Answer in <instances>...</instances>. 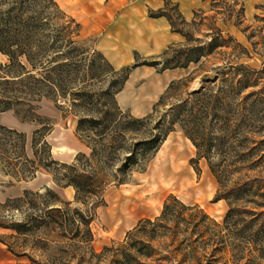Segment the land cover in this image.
I'll return each instance as SVG.
<instances>
[{"label": "trees", "instance_id": "obj_1", "mask_svg": "<svg viewBox=\"0 0 264 264\" xmlns=\"http://www.w3.org/2000/svg\"><path fill=\"white\" fill-rule=\"evenodd\" d=\"M44 1L56 9L48 11ZM67 14L55 0H0V53L8 57L0 63V111L13 110L19 121L36 125L29 154L28 134L0 123L1 169L15 181L45 172L59 188L75 189L74 201L46 186L0 202L35 212L10 228L20 234L35 229V235L50 229L91 244L106 188L145 170L179 128L196 148L193 162L206 159L218 181L216 200L228 203L223 220L171 194L159 216L139 220L117 247L105 249H113L119 264H264V177L250 174L264 162V71L228 60L202 88L189 90L191 72L171 80L152 111L136 116L118 101L134 68H188L229 46L233 36L216 26L210 34L218 33L204 44L188 29L199 25V13L187 22L167 1L150 15L166 16L186 41L117 69L97 47H88L81 24ZM42 99L78 117L76 134L89 154L81 151L72 162L54 157L48 136L56 120L39 112Z\"/></svg>", "mask_w": 264, "mask_h": 264}, {"label": "rangeland", "instance_id": "obj_2", "mask_svg": "<svg viewBox=\"0 0 264 264\" xmlns=\"http://www.w3.org/2000/svg\"><path fill=\"white\" fill-rule=\"evenodd\" d=\"M237 1L209 0L213 12L204 14L205 12L200 10L197 14L199 25L188 28L207 44L211 41L210 35L218 33L214 30V34H210L212 28H220L219 23L222 26L225 23V32H222V35L228 37L231 34L234 38V42H229V46L219 48L201 63H193L190 68L181 70L184 76L194 72L195 79L190 83L189 90L202 88L208 80L206 77H213L217 67L225 65L228 60H240L250 67L264 71V0ZM43 4L47 6L48 11L56 9L49 1H44ZM237 43L242 46L238 47ZM87 45L96 48L95 39L90 37ZM140 59L144 61L150 58ZM7 61L8 57L0 53V63ZM140 76V73H135L131 83ZM173 76V73L161 75L147 85L144 80H137L133 85L130 83L121 91L120 96V93L118 94V101L124 109H130L134 115L144 116L152 111L154 103L165 91ZM160 88L163 89L154 93ZM152 93L154 94L148 98ZM38 105L41 114L56 120L55 127L48 136L56 159L72 162L79 152L90 153V149L76 134V115H65L55 102L49 99H42ZM16 119L18 120L13 110L5 113L0 111L2 123L13 125ZM16 127L28 134V152L31 154L32 133L36 125L19 122ZM195 157L196 148L184 132L179 128L171 132L145 170L134 171L127 182L112 183L106 188L103 194L105 203L96 209V219L92 224L94 239L91 244L61 237L57 231L50 229L36 235L35 229L27 234H20L10 228V225L17 221H26L27 216L35 212L27 207L16 210L7 205H0V264H119L113 260V249L105 248L117 247L139 220L159 216L164 201L171 194L186 203H197L215 219L223 220L228 203L224 199L216 200L218 181L206 159H201L195 164ZM250 174L264 177V162L258 170ZM2 181L8 180L0 173V202L7 199L2 191H6L7 187L14 183V180L10 183ZM15 185L18 186L15 188L16 192L23 191V187L37 191L49 186L56 189L64 199H75L73 187L59 188L45 172L38 173L31 181H22ZM74 206L85 209L79 203L74 202ZM229 257L227 254L226 258Z\"/></svg>", "mask_w": 264, "mask_h": 264}, {"label": "crops", "instance_id": "obj_3", "mask_svg": "<svg viewBox=\"0 0 264 264\" xmlns=\"http://www.w3.org/2000/svg\"><path fill=\"white\" fill-rule=\"evenodd\" d=\"M63 10L74 17L81 24L83 37H93L96 47L118 69L136 62L140 58H152L161 55L170 45L184 43L185 36L172 29L171 22L166 16L153 17L150 11H157L165 7L167 1L177 4L180 12L187 22H191L196 12L204 11V14L213 12L209 0H55ZM220 29L224 33V26ZM222 26V27H221ZM231 35V34H230ZM233 36V35H232ZM191 66V65H190ZM190 66L188 68H190ZM188 68H175L158 72L155 67L142 65L134 68L126 86L131 83L135 73L141 76L137 80L146 81V85L156 80L159 76L173 73L171 80L183 77L181 70ZM136 80V81H137ZM131 83L132 85L136 83ZM167 84V85H168ZM166 85V86H167ZM125 86V87H126ZM165 86V87H166ZM163 87V88H165ZM160 88L154 93L162 90ZM124 91V90H123ZM152 93L148 98H150ZM122 94L120 92L119 96ZM147 98V99H148ZM8 112V111H6ZM5 113V112H3ZM147 114V113H146ZM145 115V114H144ZM142 116V115H136ZM19 120L13 125L17 128ZM0 173L10 183L11 176ZM6 191H2L4 198L20 196L23 191L16 192L18 187L13 181ZM24 189H28L23 187Z\"/></svg>", "mask_w": 264, "mask_h": 264}]
</instances>
